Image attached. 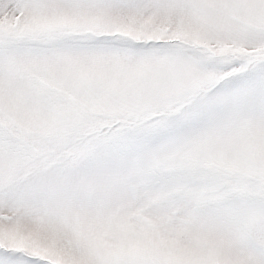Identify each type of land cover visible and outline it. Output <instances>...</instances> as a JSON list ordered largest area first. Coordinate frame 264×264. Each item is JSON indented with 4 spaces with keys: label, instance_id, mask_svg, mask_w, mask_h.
Listing matches in <instances>:
<instances>
[{
    "label": "snow or ice",
    "instance_id": "6c2138e0",
    "mask_svg": "<svg viewBox=\"0 0 264 264\" xmlns=\"http://www.w3.org/2000/svg\"><path fill=\"white\" fill-rule=\"evenodd\" d=\"M0 264H264V0H0Z\"/></svg>",
    "mask_w": 264,
    "mask_h": 264
}]
</instances>
